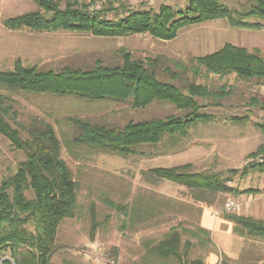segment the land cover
I'll use <instances>...</instances> for the list:
<instances>
[{"label":"rangeland","instance_id":"rangeland-1","mask_svg":"<svg viewBox=\"0 0 264 264\" xmlns=\"http://www.w3.org/2000/svg\"><path fill=\"white\" fill-rule=\"evenodd\" d=\"M113 0H99L97 8ZM231 10H243L247 0H221ZM133 11L157 12L161 5L176 11L187 7L186 0H117ZM38 11L30 0H0V71H12L15 63L34 65L43 70L64 67L89 69L95 61L105 65L121 63L116 52L123 48L133 59L148 66L158 59L157 79L181 88L192 82L218 91L225 87L226 96L202 109L210 121L192 127L178 144L164 142L141 145L135 155L121 158L92 152L84 147L70 145L71 127L66 119L77 117L92 122L122 127L128 122L148 121L167 116L181 117L184 111L163 102H152L143 109H132L128 103L87 101L74 97H53L28 93L11 94L18 111L17 121L26 126L31 118L50 123L62 144L61 158L78 183L77 207L72 219L60 224L52 264H165L149 258L146 248L159 242L177 226L185 241L192 243L188 262L202 264H264V241L240 237L232 233L233 224L224 215L235 214L264 220V175L249 173L233 176L229 187L238 194L216 196L212 208H205L217 221L213 230L201 228L200 205L192 201L183 188L164 180L143 178L153 168H171L190 164L194 171H210L227 176L230 169L239 170L247 164L261 162L262 156H251L264 144V82L243 80L235 74L223 76H194L176 63L189 67L190 59L211 55L226 44L256 51L264 60V30L238 29L226 20H209L179 29L175 38L160 41L147 34L124 38H99L66 31L37 32L10 30L4 27L6 19ZM114 17V12L109 14ZM151 66V65H150ZM179 75L178 79L171 77ZM205 104L206 101L198 100ZM241 119L235 122L232 119ZM243 119V120H242ZM14 126V125H13ZM15 127V126H14ZM22 138L25 134L21 132ZM26 158L22 151L13 150L0 136V182L13 174ZM252 160V162H251ZM247 189L255 193L242 194ZM31 197V193H26ZM124 207L143 210L152 203L155 211L147 217L131 218L121 211L110 209L104 200ZM227 201L237 205L235 211L223 210ZM96 222L101 226L91 241V207ZM143 207V208H142ZM116 251L113 255L112 252ZM167 264H175L169 262Z\"/></svg>","mask_w":264,"mask_h":264},{"label":"trees","instance_id":"trees-1","mask_svg":"<svg viewBox=\"0 0 264 264\" xmlns=\"http://www.w3.org/2000/svg\"><path fill=\"white\" fill-rule=\"evenodd\" d=\"M30 1L38 7V11L6 19L3 22L5 28L37 32L61 30L99 38L147 34L160 41L172 40L177 31L185 26L217 19L226 20L232 28L264 30V0H247V7L240 11L228 9L221 0H186L188 5L183 11L161 5L157 12L133 11L121 4L115 8L113 2L117 0L98 8L96 2L99 0ZM111 12H114L112 18L109 17ZM116 54L121 61L118 65L95 61L89 69L64 67L43 70L17 61L12 71H0V136L9 142L13 150L22 151L26 156L15 172L0 182V264H52L59 226L63 220L74 217L77 207L78 183L61 158L62 144L53 126L38 118H31L26 126L18 123L16 102L11 94L108 100L128 103L132 109H143L157 101L184 111L181 117L171 115L128 122L122 127L77 117L66 119L71 127L70 145L121 158L135 155L141 145H158L166 141L172 146L178 144L192 127L210 121V117L202 112L211 104L208 101L217 102L227 95L225 87L214 92L192 82L179 88L157 79L155 69L158 59L146 66L133 59L131 53L123 48ZM189 63V67L180 63L176 65L191 71L196 77L235 74L243 80L264 82V60L259 54L229 44L211 55L192 58ZM171 77L178 79L179 75L172 74ZM198 100L207 103L201 104ZM232 120L241 121L238 118ZM259 128L264 133V126L259 125ZM21 132L25 138H22ZM250 155H261L263 160L245 166L240 172L230 169L225 177L210 171L196 172L190 164H186L149 169L143 178L149 176L173 183L183 188L201 208H212L216 196L238 194L228 185L233 176H246L251 172L264 175V144ZM27 192L31 193L30 198ZM241 193L255 191L247 189ZM104 203L126 216L130 214L131 218L147 217L155 211L152 203H147L143 210L133 206L130 213L107 199ZM224 220L233 224L232 233L237 236L264 241V220L235 214L224 215ZM90 222L89 236L92 241L101 226L96 222L93 206ZM199 231L207 235L206 230L200 228ZM191 248L190 241L182 245L181 231L173 226L162 240L148 245L146 250L149 258L165 264H202L200 260L187 261ZM112 253L114 255L116 251Z\"/></svg>","mask_w":264,"mask_h":264},{"label":"crops","instance_id":"crops-1","mask_svg":"<svg viewBox=\"0 0 264 264\" xmlns=\"http://www.w3.org/2000/svg\"><path fill=\"white\" fill-rule=\"evenodd\" d=\"M200 226L204 230H213L217 226V221L211 218L210 213L207 209L201 211Z\"/></svg>","mask_w":264,"mask_h":264},{"label":"built area","instance_id":"built-area-1","mask_svg":"<svg viewBox=\"0 0 264 264\" xmlns=\"http://www.w3.org/2000/svg\"><path fill=\"white\" fill-rule=\"evenodd\" d=\"M251 162H252V160H251ZM257 162H259V161H257ZM249 164H252V163L249 162L247 165H249ZM237 208H238L237 205L233 201H227L224 205L223 210L225 212H230V211H235Z\"/></svg>","mask_w":264,"mask_h":264}]
</instances>
